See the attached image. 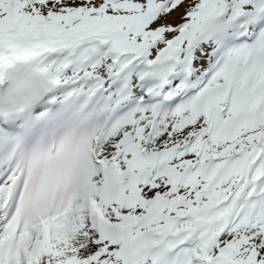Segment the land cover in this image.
<instances>
[{
	"label": "snow or ice",
	"instance_id": "6c2138e0",
	"mask_svg": "<svg viewBox=\"0 0 264 264\" xmlns=\"http://www.w3.org/2000/svg\"><path fill=\"white\" fill-rule=\"evenodd\" d=\"M0 264H264V0H0Z\"/></svg>",
	"mask_w": 264,
	"mask_h": 264
}]
</instances>
